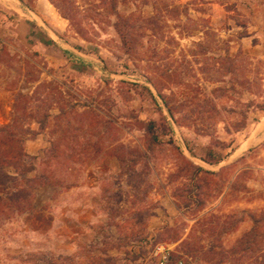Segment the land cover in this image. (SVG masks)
Wrapping results in <instances>:
<instances>
[{
    "label": "rangeland",
    "instance_id": "374dc122",
    "mask_svg": "<svg viewBox=\"0 0 264 264\" xmlns=\"http://www.w3.org/2000/svg\"><path fill=\"white\" fill-rule=\"evenodd\" d=\"M3 173L0 264H264V0H0Z\"/></svg>",
    "mask_w": 264,
    "mask_h": 264
},
{
    "label": "built area",
    "instance_id": "2783aa9c",
    "mask_svg": "<svg viewBox=\"0 0 264 264\" xmlns=\"http://www.w3.org/2000/svg\"><path fill=\"white\" fill-rule=\"evenodd\" d=\"M173 246L169 243H158L153 247L151 258L145 264H195L189 257L172 261Z\"/></svg>",
    "mask_w": 264,
    "mask_h": 264
},
{
    "label": "trees",
    "instance_id": "16d2710c",
    "mask_svg": "<svg viewBox=\"0 0 264 264\" xmlns=\"http://www.w3.org/2000/svg\"><path fill=\"white\" fill-rule=\"evenodd\" d=\"M122 23H123V31H122V29H121V25H118V28H119V26H120V32H121V35H122V37L125 39V37H127L128 35L126 34V32H125V27H127V23H126V21L122 18ZM4 177V178H3ZM12 180L13 181H15V178H11L10 176H8L6 173L4 174L3 173V175H2V179L0 178V184H2V185H5L7 182H12Z\"/></svg>",
    "mask_w": 264,
    "mask_h": 264
},
{
    "label": "crops",
    "instance_id": "0c3cea01",
    "mask_svg": "<svg viewBox=\"0 0 264 264\" xmlns=\"http://www.w3.org/2000/svg\"><path fill=\"white\" fill-rule=\"evenodd\" d=\"M262 132H263V131L259 130V131H258V134H260V133H262Z\"/></svg>",
    "mask_w": 264,
    "mask_h": 264
}]
</instances>
